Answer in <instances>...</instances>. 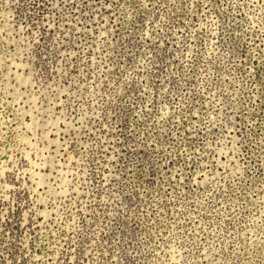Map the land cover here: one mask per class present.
<instances>
[{"label":"rangeland","instance_id":"obj_1","mask_svg":"<svg viewBox=\"0 0 264 264\" xmlns=\"http://www.w3.org/2000/svg\"><path fill=\"white\" fill-rule=\"evenodd\" d=\"M0 264H264V0H0Z\"/></svg>","mask_w":264,"mask_h":264}]
</instances>
